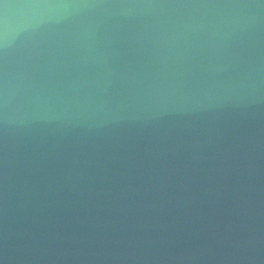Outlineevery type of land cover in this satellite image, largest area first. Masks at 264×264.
<instances>
[{"label": "water", "instance_id": "obj_1", "mask_svg": "<svg viewBox=\"0 0 264 264\" xmlns=\"http://www.w3.org/2000/svg\"><path fill=\"white\" fill-rule=\"evenodd\" d=\"M0 264H264V0H0Z\"/></svg>", "mask_w": 264, "mask_h": 264}]
</instances>
